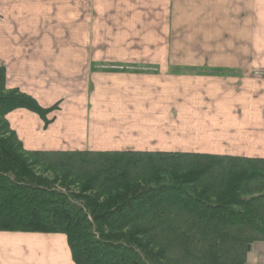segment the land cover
Masks as SVG:
<instances>
[{"label":"trees","instance_id":"16d2710c","mask_svg":"<svg viewBox=\"0 0 264 264\" xmlns=\"http://www.w3.org/2000/svg\"><path fill=\"white\" fill-rule=\"evenodd\" d=\"M60 104L8 88L0 66V231L64 234L75 264H247L264 242V158L26 149L8 115L47 127Z\"/></svg>","mask_w":264,"mask_h":264},{"label":"rangeland","instance_id":"374dc122","mask_svg":"<svg viewBox=\"0 0 264 264\" xmlns=\"http://www.w3.org/2000/svg\"><path fill=\"white\" fill-rule=\"evenodd\" d=\"M38 3H27L17 13L9 6L6 19L3 12L0 17V44L6 41L2 33L8 27L22 38L14 58H25L29 51L38 59L36 52H45L46 44L52 41L57 45L54 53L65 63L55 67L58 73L53 72L50 86L23 81L27 93L37 89L44 99L49 93L57 94L67 98L71 109L91 112L97 107L98 115L107 104L120 109L119 113L132 105L140 110L143 104L159 106L164 96L171 107L185 106L188 131L178 140L190 149L182 151L237 155L232 151L242 149L244 142L245 149L264 151V18H259L263 24L260 29L254 27L258 20L246 22L245 18L259 16L251 15L243 3L234 17L227 2L216 0ZM35 13L39 17L34 18ZM30 27L36 29L34 34L25 30ZM218 69L220 73H216ZM200 72L209 74H194ZM133 83L137 85L130 90ZM145 83L155 85V89H143ZM110 87L116 92L107 93ZM152 94L157 96L155 102L146 100ZM74 98H80L81 103L77 99L73 103ZM247 264H264V242L253 244Z\"/></svg>","mask_w":264,"mask_h":264},{"label":"crops","instance_id":"0c3cea01","mask_svg":"<svg viewBox=\"0 0 264 264\" xmlns=\"http://www.w3.org/2000/svg\"><path fill=\"white\" fill-rule=\"evenodd\" d=\"M43 0H0V17L1 12L6 14L9 6L23 10V5L27 3L36 4L39 6ZM62 1V0H52ZM112 1V0H111ZM187 1V0H185ZM225 1L228 3L227 7L232 11L233 17L239 8L244 4V9H249L251 15H258L259 17H251L250 20L245 18L246 22L253 23L254 27H263L259 18H264V0H216ZM65 2V0H64ZM236 9V11H235ZM242 9V8H241ZM26 9L25 11H30ZM29 15V13H26ZM35 17H39L35 13ZM9 16V15H8ZM23 18V14L18 15ZM253 19V21H251ZM21 20V19H19ZM253 28V26H251ZM29 34H34L36 29L30 27ZM26 32V31H24ZM39 34V31L37 32ZM5 35L4 43L0 44V66L6 67V79L8 87L19 88L21 91L27 93L24 88L23 81H35L37 84L50 86L52 83L53 72L58 73L55 67L61 65L59 53H54L57 50L55 42L50 41L43 53H38L39 58L36 59L35 55L26 53L25 58H14L15 51L18 50L22 38L17 31L12 32L8 27L2 33ZM21 39V40H20ZM2 41V40H1ZM18 44V45H17ZM24 48L26 45L24 43ZM27 50V49H26ZM16 57V56H15ZM17 59L18 61H14ZM89 59V58H88ZM54 61V62H53ZM65 65V63H64ZM18 66H22L21 68ZM202 76V75H199ZM19 77L18 83L16 78ZM16 82V83H14ZM128 85L132 81H126ZM137 83H133V89ZM39 87V85H37ZM151 86L152 90L155 85L145 83L142 88ZM141 88V89H142ZM165 90V86L161 87ZM169 89V87H167ZM166 89V90H167ZM106 90V89H105ZM107 93H115V89L111 87L106 90ZM157 91V90H156ZM154 91V93L156 92ZM165 92V91H163ZM43 107H51L56 102L61 101L60 109L53 111L47 115L48 120L52 122L45 127L43 119L34 112L27 109L19 108L14 110L8 115L11 127L16 131L18 137L23 142L24 147L28 150H77V149H91L100 151H115V150H147V151H182L190 149L187 147L185 141L178 140L180 137H185L187 134V121L186 112L184 107H171L170 103H165L168 98H161V105H147L143 104L144 109H136L134 105L125 107V111L119 113L120 109L110 104L102 106L104 113L98 115L94 107L91 112L86 109H77L68 107V100H63L60 95L49 93L44 99L37 89L29 91ZM167 93V92H166ZM133 95V93L129 94ZM128 95V96H129ZM146 95V93L144 94ZM122 96H124L122 94ZM157 97V96H156ZM155 94L146 100H156ZM77 98H74L73 103ZM109 99V98H108ZM144 100V98H143ZM81 99H77L80 104ZM124 101V99H122ZM163 101L165 104H163ZM106 102H111L106 99ZM126 102V100L124 101ZM71 114L67 116L68 113ZM177 109V110H176ZM176 110V111H175ZM119 113V114H118ZM83 114V115H82ZM114 115H116L114 117ZM154 115H158L155 117ZM192 121V120H190ZM80 122L79 124H77ZM198 125V124H196ZM234 131V130H233ZM202 133H206L202 130ZM73 136L83 138L82 142H76ZM92 138L88 141L87 138ZM179 137V138H178ZM252 137H255L252 136ZM85 139L87 141H85ZM262 139V138H261ZM264 141V139H262ZM247 142L241 144L242 149L232 151L234 154L264 158L263 148L245 149ZM245 145V146H244ZM89 147V148H88ZM206 146H204L205 148ZM208 147H211L208 145ZM226 150H222L225 152ZM0 264H75L70 247L67 242V237L61 233H29V232H3L0 231Z\"/></svg>","mask_w":264,"mask_h":264},{"label":"water","instance_id":"95a60500","mask_svg":"<svg viewBox=\"0 0 264 264\" xmlns=\"http://www.w3.org/2000/svg\"><path fill=\"white\" fill-rule=\"evenodd\" d=\"M248 250H250V246H248Z\"/></svg>","mask_w":264,"mask_h":264}]
</instances>
